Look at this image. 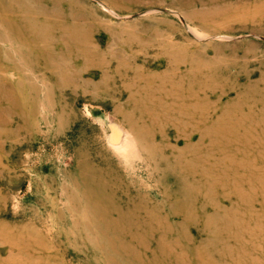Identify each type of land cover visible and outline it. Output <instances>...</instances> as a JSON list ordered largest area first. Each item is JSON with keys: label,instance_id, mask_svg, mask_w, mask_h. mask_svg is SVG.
<instances>
[{"label": "rangeland", "instance_id": "obj_1", "mask_svg": "<svg viewBox=\"0 0 264 264\" xmlns=\"http://www.w3.org/2000/svg\"><path fill=\"white\" fill-rule=\"evenodd\" d=\"M0 264H264V0H0Z\"/></svg>", "mask_w": 264, "mask_h": 264}, {"label": "bare ground", "instance_id": "obj_2", "mask_svg": "<svg viewBox=\"0 0 264 264\" xmlns=\"http://www.w3.org/2000/svg\"><path fill=\"white\" fill-rule=\"evenodd\" d=\"M125 141L128 142V140H125ZM126 142L123 141V144L126 143ZM125 146H126V145H125ZM129 146H130V145H129ZM131 148H132V147H131ZM128 149H129V148H128ZM128 149H127V150H128ZM128 151H129V150H128Z\"/></svg>", "mask_w": 264, "mask_h": 264}]
</instances>
